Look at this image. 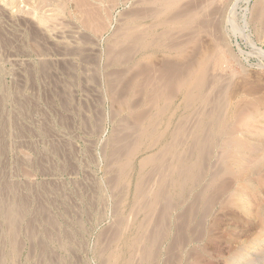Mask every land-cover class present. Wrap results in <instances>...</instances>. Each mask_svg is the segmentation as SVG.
<instances>
[{"label": "rangeland", "instance_id": "obj_1", "mask_svg": "<svg viewBox=\"0 0 264 264\" xmlns=\"http://www.w3.org/2000/svg\"><path fill=\"white\" fill-rule=\"evenodd\" d=\"M0 264H264V0H0Z\"/></svg>", "mask_w": 264, "mask_h": 264}, {"label": "bare ground", "instance_id": "obj_2", "mask_svg": "<svg viewBox=\"0 0 264 264\" xmlns=\"http://www.w3.org/2000/svg\"><path fill=\"white\" fill-rule=\"evenodd\" d=\"M202 70H203V68H202Z\"/></svg>", "mask_w": 264, "mask_h": 264}]
</instances>
